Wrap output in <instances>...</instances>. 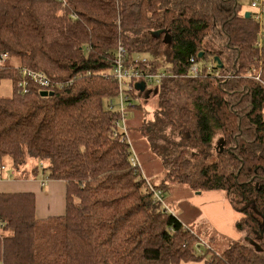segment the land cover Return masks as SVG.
Returning a JSON list of instances; mask_svg holds the SVG:
<instances>
[{"label":"trees","instance_id":"obj_1","mask_svg":"<svg viewBox=\"0 0 264 264\" xmlns=\"http://www.w3.org/2000/svg\"><path fill=\"white\" fill-rule=\"evenodd\" d=\"M246 12L242 0H0V82H13L0 95L1 170L33 164L66 183L65 212L44 219L34 192L0 191V264H264V84L251 75L263 58ZM119 46L166 73L141 80L128 106L157 95L142 131L161 158L158 184L113 133ZM24 71L65 84L41 89ZM175 183L224 192L241 238L203 250L166 199Z\"/></svg>","mask_w":264,"mask_h":264},{"label":"rangeland","instance_id":"obj_2","mask_svg":"<svg viewBox=\"0 0 264 264\" xmlns=\"http://www.w3.org/2000/svg\"><path fill=\"white\" fill-rule=\"evenodd\" d=\"M251 4L252 0H242L243 11L246 12L251 9ZM10 63L18 64V61L11 59ZM152 87L153 85L149 83L148 88L150 89ZM12 92V80L10 78L3 79L0 82V95L10 96ZM142 99H144V97H142ZM147 101L148 102L144 103V109H130V116L128 117L129 123L132 126L130 139L132 138V147L140 159L142 172L146 173L153 183L158 184L163 180L164 175L161 158L152 152L149 140L142 131L147 120L154 118V105L157 101V95H154L152 91L148 95ZM115 102H117V99H115ZM137 103H139V101ZM6 160L9 161L8 159ZM8 169H13L10 161L8 164H4L3 170L0 169L4 177L7 175ZM15 173V177H22V171L16 170ZM198 192L199 191H194L186 185L178 183L172 184L170 188L165 191L166 199L171 204V210L191 226L204 242L202 244V249H207L206 244L209 243L216 251L222 252L229 247L231 240L236 239L234 238L235 234L233 233V231L236 232V229L229 222L226 223V225H221L216 221L210 220L207 210L203 206V202L205 200L208 202L207 199L211 194L208 195L206 193ZM230 220L231 218H229V221ZM233 222L234 219L232 224ZM236 233L238 235V232Z\"/></svg>","mask_w":264,"mask_h":264},{"label":"built area","instance_id":"obj_3","mask_svg":"<svg viewBox=\"0 0 264 264\" xmlns=\"http://www.w3.org/2000/svg\"><path fill=\"white\" fill-rule=\"evenodd\" d=\"M251 17L259 26L257 46L263 58L259 70H256L251 75L264 84V0H252ZM7 58H9L7 52H0V65L4 63ZM114 63V67L110 73L111 77L118 84V99L117 102L110 100V108L115 109L118 115L114 119L113 133L116 136H120L121 133L122 139L127 141V145L131 148L133 166L141 169L140 159L132 147V142L128 134V106H130V100L136 87L135 84L138 81L143 80L146 82H155L157 84L162 81L166 73L153 72L151 69L152 65L147 61L145 56H141V58L137 57L133 61H130L127 56V50L123 46H119ZM190 71L195 74L199 72V64L195 61L194 57L191 58ZM23 73L31 75L34 81L41 86V89L52 90L56 85L62 88L65 84V82L62 81L52 80L38 71H24ZM22 85L23 91H27L25 87L26 82H23ZM148 186L150 190L153 191L155 199L163 201L161 190L154 188L149 182Z\"/></svg>","mask_w":264,"mask_h":264},{"label":"crops","instance_id":"obj_4","mask_svg":"<svg viewBox=\"0 0 264 264\" xmlns=\"http://www.w3.org/2000/svg\"><path fill=\"white\" fill-rule=\"evenodd\" d=\"M248 11L251 12V9H249ZM25 167L26 168L21 175L22 177H15L16 173L13 169H8L7 175L4 177L0 170V191L34 192L36 195V210L39 218L44 219L49 216L63 214L66 209L65 181L46 178L47 175L42 170L38 171L36 175H33V164H28ZM45 180L46 182L43 184V181ZM205 193L208 195L211 194L207 199L208 202H206V200L203 202V206L207 210L209 219L212 221H216L221 225H226V223L229 222L235 228L236 221L240 218L241 213L234 209L226 194L221 191H209L204 192V194ZM229 218H231L230 221ZM233 219L234 222L232 224ZM236 232L233 231V233L235 234L234 238H241L242 234L238 232L237 235ZM181 264H205V261H190L183 262Z\"/></svg>","mask_w":264,"mask_h":264},{"label":"water","instance_id":"obj_5","mask_svg":"<svg viewBox=\"0 0 264 264\" xmlns=\"http://www.w3.org/2000/svg\"><path fill=\"white\" fill-rule=\"evenodd\" d=\"M245 15H246V17L250 18L251 17V12L247 11ZM202 54L203 53H200L199 56L201 57ZM214 59H215V61H217L219 67H222L221 60L219 59V57L216 56ZM136 87L141 89V90L145 89V82H143V81L137 82L136 83ZM44 95H47V93L44 92ZM198 193H201V191H199Z\"/></svg>","mask_w":264,"mask_h":264}]
</instances>
